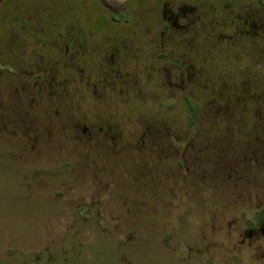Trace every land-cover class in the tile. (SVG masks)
Here are the masks:
<instances>
[{"label": "rangeland", "instance_id": "obj_1", "mask_svg": "<svg viewBox=\"0 0 264 264\" xmlns=\"http://www.w3.org/2000/svg\"><path fill=\"white\" fill-rule=\"evenodd\" d=\"M253 24L264 0H0V264H264L246 234L264 211ZM88 132L122 153L117 173L88 160L111 151Z\"/></svg>", "mask_w": 264, "mask_h": 264}, {"label": "flooded vegetation", "instance_id": "obj_2", "mask_svg": "<svg viewBox=\"0 0 264 264\" xmlns=\"http://www.w3.org/2000/svg\"><path fill=\"white\" fill-rule=\"evenodd\" d=\"M177 9L178 10H181L182 12H184V10H188V11L189 10H192V8H190L188 6L187 7L186 6H183V7L178 6ZM169 18H171V20H172L171 24L173 26H175V27H183L182 25L179 26L178 23H177L178 12L169 11ZM244 24L245 25H248V19L247 18H245ZM169 26H170V23L165 24L163 26V29H161L159 31L160 32V35L158 37V41H159V38L161 37L162 33H164L165 32V29L169 28ZM259 26L262 27V28H264V24H261ZM259 26L257 24H253V27H255V28H257ZM57 34L60 35V32H57ZM116 53L117 54H120L119 50L116 49ZM163 56H164V54H163ZM44 57H41L39 59H36L35 62L29 63L30 65L35 64V65L38 66V69H36V72H29V73H31L30 74L31 77L34 79V85H37L38 84L37 83L38 81L44 80V78L46 77V75H47L46 72L48 71V69L44 68L43 67L44 65H52V66H54V65L58 64L59 61H60L58 57H52V56H50V57H47L46 59ZM116 57H117V55H116ZM115 59L116 58H114L113 60H115ZM187 61H188L187 59H185V60H183V59L181 60L180 59V62H181V65L180 66L182 67L183 65H185L184 66L185 68H183L184 69L183 71L185 72V76H187V78L190 79V75L191 74L188 73V66H189V64H187L189 62H187ZM190 65H192V63H190ZM31 70H34V69H31ZM50 71H52V73L54 74V71H56V69L51 67L50 68ZM182 76H183V74H182ZM53 81H54V78L52 77L51 80H50V86L54 88V84L52 83ZM183 81H184V79L180 80V82H183ZM86 82H88V81H86ZM93 91L94 92L96 91V87L94 88ZM32 92H51V95H55L54 92H57V91L54 90V89L53 90H49V89L39 88L38 91H32ZM253 108H254V114H250L249 119H248V122H247V125H249V127L256 126V128H259V130L261 131V133H264V120H262V121L259 122V119H263L264 118V105L256 106V107H253ZM91 127H94V125H92ZM52 129L54 130V127L51 128V130ZM84 129H86V127H84ZM100 130H101V128H99V131ZM152 133H153V131H152ZM98 135H100V134H97L95 132H88V136H87L88 143L91 144L94 148L99 147V146L101 147L103 145L105 146V148H110V145H108V143H107V138L104 137L103 139H101V137H99ZM112 138L113 137H110V139H112ZM147 139H148V141L150 143V142H152V141L155 140V135L151 134V137L150 138H147ZM51 140H52V138H51ZM253 144H254V141H252V143L249 144V147H252ZM260 148H261V150L259 152L256 151V153L250 154V160H253L254 158L256 160L259 159L260 161H263V167H264V149H262L261 146H260ZM109 150H111V148ZM187 151H188V145H186L184 147V153H183L182 156L185 157V161H187L189 164H193L191 162L194 161V160L190 158V155L188 154ZM89 156H90V158H88V160L91 161V162H93V163H95V166L98 165L99 163H101L102 161H107V164L109 166H111V168H108L106 170L108 173L109 172H111V173H115L116 172V168H114L115 170L112 169L113 167H117V166L114 165L115 164L114 162H116V164H118V166H122V164H123V161H122V153L121 154L120 153H113L112 150L108 154H105V155H102L101 153H99V154L98 153H93V154H90ZM225 156L226 155H219V156L216 155V157L222 158V159H224ZM227 156H229V155H227ZM232 156L234 158V155H232ZM210 157L211 158L213 157L214 160H213V158H212V160L215 161V154L214 155H209V158ZM211 158L210 159L203 158L202 161H210ZM143 159H145V158H143ZM181 165H182V163H181ZM94 170H95V172H98V171L100 172L101 171L100 169H94ZM136 170H137V172L139 171L138 168H136ZM185 171L186 172L189 171V165L186 166ZM94 176H97V174L94 173ZM136 176H139V174H136ZM90 204H93V201H91ZM88 205L87 204L84 205L83 208H86ZM256 221H258V227L257 228L255 227V228H249V229H247L246 230V234L249 237H251V236H253V234L261 233L263 235V237H264V211H262L260 213L259 217L256 218ZM262 256L264 257V249H263Z\"/></svg>", "mask_w": 264, "mask_h": 264}, {"label": "trees", "instance_id": "obj_3", "mask_svg": "<svg viewBox=\"0 0 264 264\" xmlns=\"http://www.w3.org/2000/svg\"><path fill=\"white\" fill-rule=\"evenodd\" d=\"M186 101H187L188 108L192 111V114H191L192 115V120H191V122H193L194 120L197 119V112H196L197 110L196 109L198 107V104L195 103V102H192V101L188 100L187 98H186ZM250 102H252V100ZM262 105H264V97L262 98ZM233 107H234V109L238 108L237 105L232 106V105L229 104V106H228V108L230 110H232ZM226 113H228V111ZM229 113H231V112H229Z\"/></svg>", "mask_w": 264, "mask_h": 264}]
</instances>
